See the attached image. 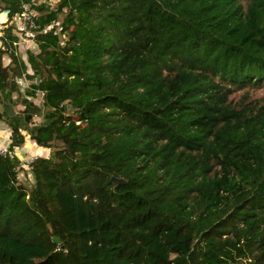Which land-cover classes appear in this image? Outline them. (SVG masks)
<instances>
[{
    "label": "trees",
    "instance_id": "16d2710c",
    "mask_svg": "<svg viewBox=\"0 0 264 264\" xmlns=\"http://www.w3.org/2000/svg\"><path fill=\"white\" fill-rule=\"evenodd\" d=\"M5 3L12 17L32 1ZM32 7L54 24L38 52L16 56L14 27L1 39L0 264H264V0ZM25 74L45 101L16 112ZM27 135L54 149L31 188L14 155Z\"/></svg>",
    "mask_w": 264,
    "mask_h": 264
},
{
    "label": "rangeland",
    "instance_id": "374dc122",
    "mask_svg": "<svg viewBox=\"0 0 264 264\" xmlns=\"http://www.w3.org/2000/svg\"><path fill=\"white\" fill-rule=\"evenodd\" d=\"M45 7H48L45 5ZM36 8V7H34ZM49 9H56V7L50 6ZM66 13H64L63 15L60 16V20L57 22L58 25L60 23L63 22L64 18H65ZM54 25V24H51ZM59 31V30H58ZM60 34V32H59ZM62 35V41L63 44L66 41V37ZM26 47V45H25ZM26 49H31V52H38L36 50V44L30 46V48H26ZM26 51L30 52V50H25L24 48H21L20 50H17V54L16 56H18L19 58L21 57L22 59L25 60V62L27 63L29 61V57L26 53ZM27 72L26 74L33 76L34 72L32 70V68L30 67L29 63L27 64ZM23 75L21 79H17L19 81V92H15L13 94V98H14V110L16 112H21L24 110V106H23V99L28 98V100L32 101L35 105L42 107L44 104V96L45 94L43 92H39L37 93V95H35L34 97L32 96H27L28 95V91H32L31 87L32 85L37 82H40V79L36 78L35 80H30L29 78ZM244 95V92H239L235 94V99L236 100H240L241 97ZM251 99H255L260 101L261 103H264V87L256 92H251L250 93ZM0 111H3V106L0 105ZM43 122V118L41 117H36L35 118V124L39 125ZM77 124H81L80 122L77 121ZM10 133H11V129L8 125V123L3 120L0 119V145H2L0 147V153H5V151L7 152V149L10 145ZM54 149H48V148H43V147H39L35 144L34 141H32L30 139V137L27 135L26 136V141L25 144L22 147L17 148V150L14 151V155L19 159L20 164H19V168H18V179L20 180V182L22 184L25 185V187L31 188L32 185L34 184V179L32 177V174L30 172V165L31 163L39 157L42 158H48L50 157V155L53 153Z\"/></svg>",
    "mask_w": 264,
    "mask_h": 264
},
{
    "label": "built area",
    "instance_id": "2783aa9c",
    "mask_svg": "<svg viewBox=\"0 0 264 264\" xmlns=\"http://www.w3.org/2000/svg\"><path fill=\"white\" fill-rule=\"evenodd\" d=\"M33 2L31 4H24L22 6V11L11 17L10 10H4L0 13V38L5 35V30L9 27H14V36L17 37V42L14 44L17 50L21 48L26 49L30 46L35 45L36 37L42 33L47 32L52 29V25L48 26L43 31H40L39 26L36 23L35 12L33 10ZM26 45V47H25ZM20 48V49H19ZM28 51H26L27 53ZM2 154H6L2 153Z\"/></svg>",
    "mask_w": 264,
    "mask_h": 264
},
{
    "label": "crops",
    "instance_id": "0c3cea01",
    "mask_svg": "<svg viewBox=\"0 0 264 264\" xmlns=\"http://www.w3.org/2000/svg\"><path fill=\"white\" fill-rule=\"evenodd\" d=\"M33 3H37V5H46L48 7L53 6L57 7L58 3L61 0H31ZM5 0H0V13L5 10ZM34 10V9H33ZM0 20H3V17L0 18ZM3 47L2 40H0V49ZM4 50V48H2ZM20 49V48H19ZM10 59L7 55L3 56V64L4 66H8L10 64ZM2 145H0L1 147Z\"/></svg>",
    "mask_w": 264,
    "mask_h": 264
},
{
    "label": "water",
    "instance_id": "95a60500",
    "mask_svg": "<svg viewBox=\"0 0 264 264\" xmlns=\"http://www.w3.org/2000/svg\"><path fill=\"white\" fill-rule=\"evenodd\" d=\"M111 182L113 184H115L116 187H118L119 185H123V184L126 183L124 179H122V178H116V177H112L111 178ZM54 242L59 243L60 241H59V239L57 237H55L54 238Z\"/></svg>",
    "mask_w": 264,
    "mask_h": 264
},
{
    "label": "clouds",
    "instance_id": "9594fccd",
    "mask_svg": "<svg viewBox=\"0 0 264 264\" xmlns=\"http://www.w3.org/2000/svg\"><path fill=\"white\" fill-rule=\"evenodd\" d=\"M2 38H0V40H1Z\"/></svg>",
    "mask_w": 264,
    "mask_h": 264
}]
</instances>
